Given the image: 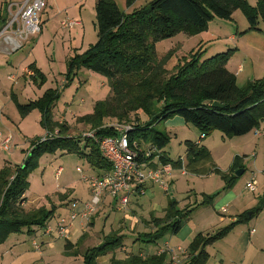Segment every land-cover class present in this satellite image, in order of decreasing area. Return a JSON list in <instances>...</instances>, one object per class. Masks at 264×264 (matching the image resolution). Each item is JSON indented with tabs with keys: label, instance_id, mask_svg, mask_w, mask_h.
<instances>
[{
	"label": "rangeland",
	"instance_id": "obj_1",
	"mask_svg": "<svg viewBox=\"0 0 264 264\" xmlns=\"http://www.w3.org/2000/svg\"><path fill=\"white\" fill-rule=\"evenodd\" d=\"M23 1L0 0V9L8 10L10 3H22ZM115 1L123 13H131L152 2V0H138L128 7L127 0ZM247 1L252 6H256L259 0ZM44 3L45 8L39 13L42 32L31 37L22 49L9 52L7 55L0 54V61H6L5 58H7V62L0 63V83L9 86L11 81L8 80V76L10 74L18 77L19 81L15 90L8 92L12 104H8L5 117L8 118L10 129H5L4 126L0 128L2 133L0 137V169L5 166L6 162H11L13 166L22 165L28 156L32 142L40 138L43 139L48 132L41 124V112L33 110L25 116L21 115L11 95L14 94V98L20 104L26 105L39 100L48 91L55 92L60 98L53 110L54 121H61L59 125L67 124L68 134L75 137L92 131L89 126L79 122V119L92 114L98 102L113 96L107 78L100 74L81 69L68 77L69 61L74 56L75 50L77 49L78 53H84L98 41L95 1L44 0ZM9 16L7 12L5 14L6 21ZM79 19L82 21V26H76L71 30L62 26L63 21H78ZM3 29L4 26L0 25V32ZM234 36L236 39H232ZM262 39H264V19L260 20L259 30H249L247 18L242 11L237 10L230 20L214 18L209 24V29L199 35L188 36L181 33L159 42L156 52L159 59L171 52L172 57L166 65L170 75L181 59L188 56L192 50L206 51L204 58L209 59L219 53L236 49L226 68L233 73L241 65L245 67V71L239 73L238 76L234 74L238 86L244 87L249 81L264 77V51L259 48L264 47L261 44ZM238 48H240L239 52ZM10 61L13 62L14 67ZM34 62L45 75V82L34 80L27 75L23 76V67ZM17 63L20 64L18 68ZM0 98L6 102L4 96H0ZM140 119L146 120V117L140 114ZM115 123H119V121L114 117L105 120L106 125ZM56 129L54 132L59 131L60 127ZM157 129L166 132L171 138L168 146L164 149L167 156L173 162L181 158L184 160L182 167H174V183H168L169 191L166 192L163 187L157 184L150 185L146 195L131 196L126 209H123L114 198L108 197L105 203H101L97 208L96 215L99 218L97 227L94 229L95 232L89 234L88 239L85 238L81 243H78V252L82 254L86 246L97 244L114 225L115 228L120 226V231L124 230V246L129 249V254H131L133 248L131 239L134 235L130 232V228L134 225V221H129L128 216L136 217L135 219L138 221L143 219L150 221L152 218L165 219V211L160 213L158 207L161 206L167 210L170 201H174L179 211L187 208L193 210L179 234L168 235L157 243L139 241L137 243L139 247L156 253L157 250L167 249L166 241L171 239L169 246L171 249L173 248L172 250L176 251L175 248L178 245L184 248L187 244L186 248H188L190 244L188 238L192 237L189 234L191 229L194 228L193 236L199 232L214 235L232 223L233 219H237L243 214H248L251 217L252 212L262 207L248 223L238 225L226 239L209 246L208 252L215 256L221 249L234 246L238 251L236 259L241 260L245 249H248L247 241L254 229L256 234L252 235L253 242L250 244L253 246L249 248V253L256 255L254 264H264V137H257L254 132L242 137H226L221 132L215 131L200 140L201 134L197 132L198 130L192 125L186 124L180 115L158 124ZM260 130H264V122L261 124ZM9 135L12 138L11 147L6 151L2 142ZM186 141L195 144L201 142V145L209 150V157L190 164L187 157ZM61 168L62 172L58 175ZM78 169H81V172ZM183 169L187 170L186 175L182 174ZM239 170H243L244 173L238 177L236 173ZM91 175H99V173L88 164L85 158L77 154L61 151L56 154H46L41 157L38 167L29 177L30 187L26 194L28 200L24 207L27 211H32L42 206L50 209L55 204L57 209L49 223L54 227L58 217H67L69 214L65 205H60L61 203L66 200L70 202L76 199L82 201L92 199V190L84 179ZM224 175L230 177L229 180L234 178L230 189L226 188L227 182L223 178ZM253 177L258 183L255 193L246 189ZM207 197H214V200L212 202L209 200L210 204L202 205L207 201ZM224 208H227L228 211L223 212ZM149 224L153 225L154 223ZM146 230L150 232V229L141 223L137 224L134 232ZM43 232L29 234L24 229L22 233L10 236L5 244L12 248L16 247L15 252L35 249L34 240H37L40 245L42 242L47 245V242L51 241L55 247L56 255L58 250L64 249L65 241L44 236ZM255 237L257 241L254 240ZM14 244L15 246H13ZM45 244L42 246L46 252L51 246ZM126 252L127 250H125ZM58 257L64 261L66 259ZM170 260L171 254L168 253L167 261ZM55 261L57 260H48L49 264Z\"/></svg>",
	"mask_w": 264,
	"mask_h": 264
},
{
	"label": "trees",
	"instance_id": "obj_2",
	"mask_svg": "<svg viewBox=\"0 0 264 264\" xmlns=\"http://www.w3.org/2000/svg\"><path fill=\"white\" fill-rule=\"evenodd\" d=\"M137 1L127 0L128 7ZM237 10L247 18L249 30H259L260 20L264 19V0H259L256 6L247 0H152L131 13L121 12L115 0H97L98 41L84 53L75 50L69 61L68 77L81 69L100 74L107 78L113 96L98 102L94 112L80 118L79 122L89 126L99 138L111 137L116 132L106 126L105 120L114 117L119 123L133 127L129 133L131 143L137 142L142 147L150 144L157 150L152 158L158 157L162 165L179 168L183 166L182 160L173 162L164 152L170 136L157 129L158 124L174 116H182L186 124L195 127L201 133L200 140L215 131L226 137H242L259 129L264 122V77L239 87L236 76L226 68L235 49L209 59L204 58L206 51L192 50L170 75L166 65L172 57L171 52L162 59L156 52L159 42L181 33L199 35L209 29L214 18L230 20ZM5 14L6 8H2V26L6 21ZM30 70L34 80L45 82V75L35 64L30 65ZM59 98L53 91L26 105L14 98L21 115L39 110L41 124L49 133H54L57 127L60 129L57 136L33 141L22 165L7 163L0 169V246L24 229L29 234L39 231L46 234L57 207L53 205L49 209L42 206L32 211L24 207L28 200L29 177L38 167L41 157L59 151L77 154L98 171V176L112 171V165L102 156L93 138L71 136L67 124L59 125L54 121L53 110ZM215 103L221 107H214ZM140 114L146 120H141ZM185 144L190 164L210 155L201 142L186 141ZM223 178L227 182L226 188L230 189L234 178L229 180L226 175ZM209 200L212 202L214 197H207L202 205L210 204ZM261 209L252 212L251 217L241 215L214 235L198 234L189 245L188 264H207L210 258L207 248L225 239L238 225L248 223ZM192 211L188 208L179 211L176 202L170 201L165 219L153 220L156 230L140 235L137 241L157 243L168 235H178ZM69 240L66 239L67 250L74 247ZM124 243L125 235L110 233L100 245L85 251L84 264H100V258L124 248ZM168 253L163 251L147 257L130 254L125 259L113 257L110 264H173L172 260L167 261ZM73 255L77 253L73 252Z\"/></svg>",
	"mask_w": 264,
	"mask_h": 264
},
{
	"label": "built area",
	"instance_id": "obj_3",
	"mask_svg": "<svg viewBox=\"0 0 264 264\" xmlns=\"http://www.w3.org/2000/svg\"><path fill=\"white\" fill-rule=\"evenodd\" d=\"M44 8V0H24L22 3L9 4L6 13L8 12L10 16L8 21L3 24L4 29L0 32V45H4L8 53L22 49L31 37H35L42 32L39 13ZM78 25H80V22L75 20L62 22L63 28L68 30ZM106 126L115 130V136L99 138L96 136L95 131H89L83 136L95 140L99 145L102 156L112 165V171L102 177L98 175L84 177L92 190V199L85 203L80 201L71 203L69 207L70 214L67 217H58L55 227L48 224L45 232L47 235L56 232L59 239H70V230L77 220L81 221L83 230H86L106 195L116 199L118 204L126 209L131 196L144 193L148 184H157L163 187L166 192L169 191L168 183H170L172 165H161L159 168H153L154 160L158 159V157L152 158V154L157 153L156 148L150 144L142 147L137 142L131 143L129 137V133L133 128L131 125L115 123ZM253 132L257 137H264V130H260V128L255 129ZM58 134L59 131L47 132L43 140ZM201 139H204V136ZM11 141L12 138L9 137L2 142V146L5 147L6 151L10 149ZM183 170L184 173L187 172L186 169ZM78 171L81 172V169H78ZM257 184L256 178L253 177L247 184L246 189L251 193H255L257 192ZM80 204L83 208L78 211ZM223 212H227V209H223ZM251 234L254 235L255 231L252 230ZM35 248L40 250V245L35 243ZM170 251L171 249H169ZM174 258L176 257L173 256V260Z\"/></svg>",
	"mask_w": 264,
	"mask_h": 264
},
{
	"label": "crops",
	"instance_id": "obj_4",
	"mask_svg": "<svg viewBox=\"0 0 264 264\" xmlns=\"http://www.w3.org/2000/svg\"><path fill=\"white\" fill-rule=\"evenodd\" d=\"M94 1H95V5H96L97 0H94ZM77 7H78V5H77ZM0 11H1V9H0ZM75 20H77V19H75ZM78 22H80V25H78V26H82V21L80 19L78 20ZM232 39H236V36L232 37ZM261 44L264 45V39H262V43ZM259 48L264 51V47H259ZM237 51L239 52L240 51V48H238ZM0 54H3V55L9 54L5 50L4 45H0ZM5 59H6V61H0V63L3 64L5 62H7V58H5ZM10 62L12 63V66L14 67L13 62L12 61H10ZM26 62H27V60H26ZM32 64H35L36 67L38 68L36 62H34ZM32 64H28V65H25L23 67V70H22L23 76H26L27 75V76H30L31 77L33 75V72L30 70V65H32ZM19 65L20 64L17 63V68H18ZM244 71H245V67L243 65H241L236 71H233V74H235L236 76H238L239 73H242ZM8 80L11 81L9 86H6V85L4 86L2 83H0V96H4V100L6 101V102H4L0 98V128H1V126H4L5 129H10V127H9V121L7 120L8 118L6 119V117H5V112L8 110V104L9 103L12 104V101H11L12 99H10V97L8 95V92L9 91H14L15 90V87L19 84L18 77H16L15 75H11L10 74L8 76ZM14 96H15L14 94L11 95V97L13 99H14ZM58 122H61V121H58ZM197 132H199V131H197ZM199 134H201V133L199 132ZM1 136H2V133L0 132V137ZM10 136L11 135H9L7 138H9ZM181 160H182V158H181ZM154 161L155 162L153 163V168L156 169V168H159V166L162 165L161 163H159V158L158 159H155ZM7 163H11V162H6L5 165ZM183 165H184V160H183ZM174 170H175V168L172 166L171 176L169 178V182L170 183H174V178H173ZM61 172H62V168L59 170L58 175H60ZM182 174L183 175H186L187 172L186 173L182 172ZM150 185H153L154 186L155 184H148L146 186V190H145L144 193H142V194L138 193V194L132 195V197L146 195L148 193V189H149V186ZM108 197H110V196H108V195L104 196V198L102 199V203L103 204L108 199ZM74 201H80L81 203L88 202V201H82V200H79V199L72 200L70 202L66 200L64 203H61L60 205H63L64 204L65 205V208L67 209V212L70 214V208L69 207H70V204L73 203ZM54 206H56V205L54 204ZM160 207L161 206L158 207V211H160V213H162V212L165 211V213H166V209H163L161 207L163 209V211H162V209ZM82 208L83 207L80 204L79 205V208L77 210L80 211ZM224 209H227V208H224ZM227 211H228V209H227ZM98 218L99 217L95 214V216L93 217L90 225L88 226V228L86 230H83V227L81 225V221L80 220H77V221L74 222L73 228L70 230V236H69V238H70L69 241L74 245V247L71 250H67L66 244H65L64 249L63 250H58L57 251L58 254L56 255V252H55V249H54L55 247H54L53 243H51V241H48L47 242V245H50L51 247H48L49 251H46V252H45V249L42 246V245L45 244V242H44V244L42 242L41 243L42 245H40L37 242V240H34L33 246L35 248V243H38L40 245V250H37V248H35L33 250H30L29 249L28 251H24L23 250L21 252L17 250V252H15L16 247H13L12 248V246H9L8 244H5V245L3 244L2 246H0V263L1 264H18L19 262H21L22 264H25V263L26 264H49L48 260L55 259L57 261H55V262H53L51 264H55V263H58V264H81V262H83L82 264H84L83 254L85 253V251L88 248H91V247L100 245L105 240V237L108 236L112 232H117L120 235H124L123 234L124 233V230H121V231L119 230L120 229V226L117 227V228H115L114 225H112L111 230L109 232H106V234H104L103 239L101 241H99L97 244H95L93 246H90V247L89 246H86L85 247V250L82 252V254H80L78 252V243H81L83 241V239L85 240V238L88 239V235L91 234V233H93V232H95L94 229H96V227H97V224H98V221L97 220H98ZM135 218H133L131 216H128L129 221H131V222L134 221V225H132V227L130 228V232H132L133 235H134L132 237V239H131L132 240V243H133V248H132L131 254H135V255L139 254V255H142L143 257H147V256L158 255V254H160L163 251L169 252V249H171V247L169 246L170 243H171V239H169V240L166 241V248L168 247L167 249H165V250L162 249V250H159V251L157 250L156 253H154L152 250H149V249L147 250L144 247H141V246L139 247L138 244H137L139 241H137V239H139L140 233H142V234L151 233V232H154L156 230V226L154 224L153 225L152 224L151 225L149 224V223H152L153 222L152 220H154L155 218L154 219L152 218L150 221H146L144 219L142 221L141 220L138 221ZM124 220H125V218H124ZM233 220L236 221L237 219H233ZM125 223L126 222L124 221V224ZM141 223L142 224H145V226L147 227V229L148 228L150 229V232H147V230L146 231H142V232L141 231L134 232V230L137 227V224L139 225ZM55 226H56V221L54 223V227ZM193 231H194V228L191 229V231L189 233L190 235H192L191 238H188L189 239V242L188 243H190V244L192 243V241L194 240V238L198 234L202 233V232H199L198 234H196V236H193L194 235V234H192ZM202 234H204V233H202ZM255 234H256V231H255ZM255 234H254V236H255ZM204 235H208V234H204ZM44 236H47V237H50V238L53 237L54 239L55 238L56 239H59V237L57 236V233L56 232H54L53 235L44 234ZM249 238L250 239L247 241V247H248V249H245L241 260L236 259V256L238 254V251L232 245L233 247L229 246L226 249H221L220 252L217 253V255H215V256H213V254H211L210 252H208L209 255H210V258H209L207 264H254L256 255L255 254L250 255V253H249V248L251 246H253V244H250L251 242H253V238H252V234L251 233H250V237ZM59 240H63V241L66 242L65 239H59ZM254 240L257 241V238L255 237ZM183 243H184V241H183ZM189 245H188V248H189ZM13 246H15V244ZM16 246H17V244H16ZM186 247H187V244H186V246L184 248H181V246L178 245V247L175 248V249H177L176 251L172 250L173 248L171 249V251L169 253L171 254V260L173 261V264H188L189 263V261H190V255H189L188 248H186ZM48 249H46V250H48ZM125 250H127L126 253H125ZM207 251H208V248H207ZM73 252H76L77 255H73ZM172 252L174 253L173 255H172ZM185 254H186V256H184ZM128 255H130L129 254V249L124 247V248H122L120 250H117L115 253H111V254H109V255H107L105 257L100 258L99 259V263L101 262L100 264H110L111 259L113 257H116L117 259H125ZM58 256H61L64 259L66 258L65 261L64 260H61L60 257H58ZM173 256L176 257V258H174V260H173ZM179 256H180V258H179Z\"/></svg>",
	"mask_w": 264,
	"mask_h": 264
},
{
	"label": "water",
	"instance_id": "obj_5",
	"mask_svg": "<svg viewBox=\"0 0 264 264\" xmlns=\"http://www.w3.org/2000/svg\"><path fill=\"white\" fill-rule=\"evenodd\" d=\"M214 107H221V105L218 104V103H215V104H214ZM243 173H244L243 170H239V171H237L236 176L239 177V176H241Z\"/></svg>",
	"mask_w": 264,
	"mask_h": 264
}]
</instances>
